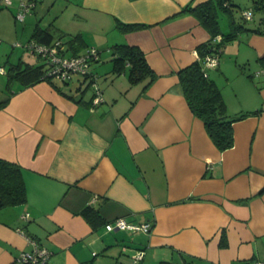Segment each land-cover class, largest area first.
<instances>
[{
	"label": "crops",
	"instance_id": "obj_1",
	"mask_svg": "<svg viewBox=\"0 0 264 264\" xmlns=\"http://www.w3.org/2000/svg\"><path fill=\"white\" fill-rule=\"evenodd\" d=\"M37 1L53 18L31 30L49 29L64 52L77 34L80 52L98 49L96 61L103 49L111 61V45L127 43L142 50L155 78L129 85L126 70L118 75L106 67L111 79L95 106L92 85L84 89L88 80L78 75L64 86L71 98L42 79L17 84L0 99L8 98L0 108V158L20 166L26 189L24 202L0 208V264H17L19 253L32 248L30 237L50 251L49 264H135L138 250V264L264 260V21L261 32L223 44L217 66L206 69L227 113L247 112L233 123V146L219 151L177 74L210 39L180 11L207 0ZM116 19L145 26L121 32ZM239 62L251 68L249 77L236 72ZM85 208L96 217L84 216ZM117 217L152 228L106 231Z\"/></svg>",
	"mask_w": 264,
	"mask_h": 264
},
{
	"label": "trees",
	"instance_id": "obj_2",
	"mask_svg": "<svg viewBox=\"0 0 264 264\" xmlns=\"http://www.w3.org/2000/svg\"><path fill=\"white\" fill-rule=\"evenodd\" d=\"M232 6L231 0H207L194 6L187 4L182 7L180 11V13H189L193 15L198 20L199 24L210 34V39L196 46L198 58L181 68L177 74L183 95L190 110L203 122L206 133L219 151L227 150L233 146V123L236 120L244 118L247 112L240 113L236 116H230L227 113L226 105L219 88L205 73L206 71L203 68L204 58L206 55L211 54H216L218 56L223 44L238 38L242 32H261L259 23L255 27H251L236 22L233 18ZM1 7L9 6H0V8ZM247 8H251L252 12H264V0H250V5ZM221 13L226 14L230 18L229 29L226 32L221 29L219 23V16ZM242 18L244 17L242 16ZM260 20L261 22L264 21V16L260 17ZM144 26L145 24L141 23H124L117 19L115 21V27L121 32L138 30ZM31 35L33 38L44 43H48L54 39L49 29H42L38 26L34 27ZM217 35L220 36L219 40L215 39ZM67 42L68 47L64 54L68 53L67 56H74L81 53L80 51L83 49V39L81 35H74ZM110 53L112 56L113 73L120 74L128 67L130 81L133 83L139 79H146L147 82L145 86L149 85L155 78L154 73L145 60L144 53L139 47L127 43H115L111 45ZM262 60H264V58H262ZM94 61L90 62V71L91 64ZM44 70L45 67L43 63L38 66L30 64L12 66L7 72V81L11 79H20L21 82L18 84L26 86L38 80H42ZM93 76L97 83L96 74L92 73V71L90 75L86 74L81 76L85 80H88L84 89L89 87L90 84L92 85L94 81L92 78ZM48 81L52 83L61 94L70 98L72 97L71 92L64 89V86L68 84L70 80L65 81L61 85L53 80L48 79ZM75 89V91H81L80 88ZM7 100L8 98L0 101V108L7 103ZM262 191H264V189H262L260 193ZM25 199L26 189L20 166L0 158V208L21 204ZM82 214L87 217L90 214H94L95 217L97 215L96 212L90 208H85ZM30 239L35 240L32 237H30ZM220 244L222 246L226 244L224 235H222Z\"/></svg>",
	"mask_w": 264,
	"mask_h": 264
},
{
	"label": "built area",
	"instance_id": "obj_3",
	"mask_svg": "<svg viewBox=\"0 0 264 264\" xmlns=\"http://www.w3.org/2000/svg\"><path fill=\"white\" fill-rule=\"evenodd\" d=\"M37 0H17L15 4V19L23 22L25 16L35 8ZM0 6H13V0H0ZM242 16L246 20L252 18L253 12L251 8L242 10ZM216 40L220 36L215 37ZM24 49L35 53L42 60L45 70L42 78L45 80H53L61 85L65 81L72 79L74 75L84 76L91 73L90 62L98 60L99 51L95 47H89L84 52L74 56H67L64 54V43L60 38H54L48 43L40 42L31 37L25 43H16ZM198 58V56H197ZM218 64V56L216 54L206 55L203 61V68L215 67ZM0 72H3L0 69ZM206 73V72H205ZM207 74V73H206ZM94 79L92 83L93 98L92 106L100 103L102 98V90ZM28 213H24L22 218H27ZM152 226L150 223H131L122 217L114 218L104 224L106 231L127 230L131 232H149ZM32 248L28 251L22 250L16 258L17 264H49L48 259L50 251L38 244L35 240H31ZM143 251H136L134 254V263L138 264L142 259ZM255 264H264V260H256Z\"/></svg>",
	"mask_w": 264,
	"mask_h": 264
},
{
	"label": "rangeland",
	"instance_id": "obj_4",
	"mask_svg": "<svg viewBox=\"0 0 264 264\" xmlns=\"http://www.w3.org/2000/svg\"><path fill=\"white\" fill-rule=\"evenodd\" d=\"M17 0H13V6L9 7H1L0 8V65L5 69V72L10 70L13 66H19L20 64L26 65L27 63L33 66H38L42 64V60L35 53H32L21 46H17L16 43H25L31 35L32 31L31 27L37 22H46L50 21L53 18V13L44 5V2L39 3L37 1L35 10V14L28 13L25 16L23 22L17 21L15 19V4ZM232 1V10H233V18L236 22L245 25L252 26L255 23L260 22V17L264 16V12H253L252 19L245 20L242 18L241 11L246 9L250 5V0H231ZM33 11V10H32ZM31 11V12H32ZM227 17L225 14H220L219 21L220 26L223 31H228ZM102 52V60L96 61L97 64L94 65L98 71H100V80L98 84L100 88H104L106 85V81L110 82V76L108 75L110 72H106V67L112 66V61L109 60V52L106 49L101 50ZM227 58L228 55H224ZM92 65V64H91ZM103 65V67H101ZM232 68V67H231ZM234 68V67H233ZM237 71L241 72L249 77V69L248 66H245L242 63H238L236 65ZM239 68V69H238ZM243 69V70H240ZM127 72V83L129 85H134L135 83H145V79L136 80V82H131L129 79V68H125ZM232 72V71H231ZM234 72V71H233ZM209 73V70H207ZM248 73V74H247ZM231 74V73H230ZM119 75V74H118ZM232 75V74H231ZM235 77V76H232ZM211 79V78H210ZM233 79V78H232ZM21 82L20 79H11L7 81L6 74L0 72V99L6 95V92H9L11 89L16 87V85ZM90 92V90H88ZM221 93V91H220ZM222 95V93H221ZM132 262H129L131 264Z\"/></svg>",
	"mask_w": 264,
	"mask_h": 264
}]
</instances>
